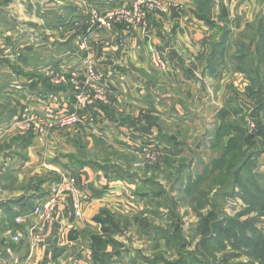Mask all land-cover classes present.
Listing matches in <instances>:
<instances>
[{"label":"crops","instance_id":"1","mask_svg":"<svg viewBox=\"0 0 264 264\" xmlns=\"http://www.w3.org/2000/svg\"><path fill=\"white\" fill-rule=\"evenodd\" d=\"M161 1L165 13L148 15L144 28L128 33L119 22L110 31L92 27L89 10H128L131 0H0V264H68L80 249H89L90 236L99 231L92 217L100 209L122 216L138 210L133 185L96 169L98 162L87 156L80 168L72 164L74 141L88 153L103 147L140 158V146L154 139L175 157L201 141L211 151L222 124L233 120L226 113L230 80L242 91V77H229L235 42L263 0ZM151 50L166 58V72L150 67ZM85 58L106 92L107 103L81 111L94 122L49 136L31 134L26 144L27 134L12 128L24 108L39 114L74 109L72 91L53 87L46 69L82 75ZM63 172L89 201L79 218L70 202L55 212L42 244L33 247L29 229L37 219L21 225L14 219L42 203L49 176L56 180ZM37 180L43 182L37 192L24 191ZM11 231L23 233L19 244L10 241ZM2 256L10 260L3 263Z\"/></svg>","mask_w":264,"mask_h":264},{"label":"rangeland","instance_id":"2","mask_svg":"<svg viewBox=\"0 0 264 264\" xmlns=\"http://www.w3.org/2000/svg\"><path fill=\"white\" fill-rule=\"evenodd\" d=\"M263 13L264 1L260 12L256 14L255 17L258 18V16ZM256 18L253 19L252 23L256 21ZM249 23L252 24L251 22ZM245 26L242 30V36L245 35L247 30ZM251 34L252 33L249 35ZM243 41L246 42V40ZM242 51H244V49H242ZM242 67L247 69L250 65L243 63ZM257 68L259 69V66ZM229 74H231L229 75L230 79L234 77L233 74H238L242 77V81H239V83H242L241 92L235 87L236 80L232 82L230 80L229 85L231 87L228 90L229 104L234 102L233 105H237L238 110H240L239 117H242L238 122V130L242 132V142H239L238 150L222 154L224 153L222 148L226 144V142L223 143L225 137L222 138V141L215 137L211 151L208 150L204 141H201L200 145L196 147L188 148L185 146L183 150H181V154L175 157L170 156V153L164 150L165 158L163 157L159 163L153 167L142 166L140 158H136L132 154L119 153L112 150L107 151L103 149V147H98L97 151L85 153L89 160L98 162L96 169L102 172H118L123 179H128L126 181L127 183L132 184V182H134L135 185H132L136 187V193H146L149 197H155L154 200H152V204L150 202L147 203V198H137L139 208L134 215L145 212L151 213L149 216L154 219V224L164 229L162 224L166 219L171 221V218H166V216H172L171 209H174L173 205L176 203L175 205L177 208L175 210L181 220L183 232L181 237L184 242H186V245H189L188 252L185 253L193 252L198 240L192 239L194 235L192 231L198 226L200 219L207 215L210 208L214 207L216 211H219L220 216L223 213L229 215L239 214L246 209L245 204L239 197L225 196V194L229 193L230 189L233 192L234 189L238 191L237 187L234 188L235 182L232 173L242 165V152L244 153L243 158L245 159L250 153L255 154L257 151H262L264 148V129L260 131V120L262 116L260 103H264V87L261 93L258 89L254 92H250V76H247L243 72L239 73L234 71V67L229 71ZM235 101H237V104ZM232 109L233 107L230 105V111ZM234 111L233 109V112ZM249 122L254 123V129L250 132L248 127ZM249 134H255V140H251L247 136ZM263 154L255 159L254 171L264 173ZM219 158H223L221 159L223 161L213 163ZM227 162L229 163L228 166ZM100 167H105V169H101ZM49 177L50 181L42 188L44 195L48 191V186L55 180V176L50 175ZM202 179L205 180L202 181ZM197 184L199 185L193 190L192 188ZM188 192L190 194H188ZM196 203L200 205V208ZM159 204L161 205L160 207ZM154 213H156V215ZM254 215V213L249 216H242V214H240L238 219L241 221L248 218L252 219L251 217ZM257 227L264 235V217L258 220ZM14 232L15 231H11L9 236L11 237ZM116 239L118 242L125 245L124 250L128 251L123 264H155V262L160 259L164 262H173L175 260L174 257H171V253L164 250V247H160V249L155 247V238H151L150 240L146 237L142 238L136 234L133 229L128 230L123 236L117 237ZM229 251L230 249L227 247L225 253ZM221 255L222 253H218L217 259H220ZM1 260L3 263H7L10 259L7 256H2ZM236 260L237 259L234 261ZM237 261H242V264H246L248 260L245 256H242ZM255 264L258 263L255 262Z\"/></svg>","mask_w":264,"mask_h":264},{"label":"trees","instance_id":"3","mask_svg":"<svg viewBox=\"0 0 264 264\" xmlns=\"http://www.w3.org/2000/svg\"><path fill=\"white\" fill-rule=\"evenodd\" d=\"M262 15H259L254 23L246 24L245 35L238 42H235L237 50L233 58L236 62L234 71L243 72L251 78L249 91L254 92L258 89L260 93L264 87V17ZM250 33L252 34L249 35ZM243 63L249 64L250 67L244 69L242 67ZM235 102L237 104V101ZM233 104L234 102L230 103L228 110H226L227 114L233 116V120L223 123L221 133L218 132L216 136V139L221 141L223 137L227 136L226 144L222 148L224 153L222 154L238 150V144L242 142V132L238 130V122L242 117H239L240 110H238V106ZM260 104V110L262 111L260 131H263L264 103ZM230 105L235 110L234 112L233 109L230 111ZM25 134L27 135L24 140L28 144L31 134L34 133L27 132ZM247 136L251 140H255V134ZM74 146L76 152L69 155L68 158L75 167L80 168V160L86 157V152L80 147V140L74 141ZM263 153L264 148L255 154L250 153L244 159V153L242 152V165L232 173L235 182L234 188L237 187L238 191L234 189L233 192L230 189V192L225 194V196L239 197L245 204L246 211L243 210L242 213L234 215L223 213L220 216L219 211H216L214 207L210 208L207 215L200 219L198 226L192 231L194 234L192 239L198 240L193 252L185 253L188 252L189 245H186L181 237L183 232L181 220L175 210L177 208L176 203L173 205L174 209H171L172 216H166V218H171V221L166 219L162 224L164 229L154 224V219L149 216L151 213L145 212L128 217L112 213L107 209H100L92 217V222L99 227V231L90 236L88 244L92 254V264H123L128 251L124 250L125 245L118 242L116 238L123 236L125 232L132 229L142 238L146 237L148 240L155 238V247L157 249L164 247V250L171 253V257L175 259L173 262H164L160 259L155 264H242V261H237L242 256L247 258L246 264H255V262L264 264V235L257 227L258 220L264 217V173L254 171L255 159ZM219 159L213 163L223 161L221 160L223 158ZM228 162L227 166L229 165ZM101 169H105V167ZM105 173L116 180L124 182L128 180L127 178L123 179L118 172L106 171ZM204 180L202 179V181ZM42 183L41 180H37L34 184L24 187V191L33 189L37 192ZM198 185H195L192 189L194 190ZM134 188L136 190V187ZM188 194L190 193L188 192ZM134 195L141 199L147 198V203L150 202L151 204L155 198L149 197L146 193H136L135 191ZM29 198L34 199L33 197ZM196 205L200 208L199 204L196 203ZM252 213L255 214L251 217L252 219L248 218L243 221L238 219L240 214L249 216ZM154 214L156 215V213ZM227 247L230 251L225 253ZM218 253H222L220 259H217ZM235 259L237 260L234 261Z\"/></svg>","mask_w":264,"mask_h":264},{"label":"built area","instance_id":"4","mask_svg":"<svg viewBox=\"0 0 264 264\" xmlns=\"http://www.w3.org/2000/svg\"><path fill=\"white\" fill-rule=\"evenodd\" d=\"M130 9L108 10L100 13L96 9L89 10V24L98 29L110 31L115 23H123L128 33H132L146 26L148 15L153 13H165L166 5L161 0H131ZM150 67L157 72L167 71L166 58L159 52L151 50L149 53ZM83 74L76 71H64L57 68H48L45 76L53 87H65L72 91L74 109L68 114H56L47 112L39 114L24 108L17 120L12 125L18 133L32 132L38 135H47L54 130H67L83 125L92 124L94 121L84 112L89 106L98 103L105 104L106 92L101 77L94 70L88 58L81 62ZM249 132L254 129V123H248ZM142 166L153 167L164 157V148L154 139H148L138 150ZM89 201L86 194H81L76 187L75 179L69 173H60L48 190L47 197L42 203L35 205L25 214L14 219L15 224L21 225L30 218H36L37 222L29 229L30 242L33 247L42 244L41 236L45 224L52 218L55 212L60 211L68 202L76 218L80 217L82 208ZM24 238L23 233L15 231L10 241L19 244ZM68 264H92V254L89 249H80Z\"/></svg>","mask_w":264,"mask_h":264},{"label":"water","instance_id":"5","mask_svg":"<svg viewBox=\"0 0 264 264\" xmlns=\"http://www.w3.org/2000/svg\"><path fill=\"white\" fill-rule=\"evenodd\" d=\"M262 17H264V13H263Z\"/></svg>","mask_w":264,"mask_h":264}]
</instances>
